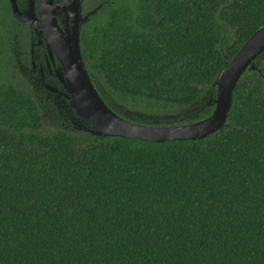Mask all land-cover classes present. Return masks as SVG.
I'll return each instance as SVG.
<instances>
[{
    "label": "trees",
    "instance_id": "trees-1",
    "mask_svg": "<svg viewBox=\"0 0 264 264\" xmlns=\"http://www.w3.org/2000/svg\"><path fill=\"white\" fill-rule=\"evenodd\" d=\"M82 5L99 94L152 126L210 116L221 72L264 25V0ZM8 13L0 0V264H264V52L215 133L97 136L21 70L31 28Z\"/></svg>",
    "mask_w": 264,
    "mask_h": 264
},
{
    "label": "water",
    "instance_id": "water-1",
    "mask_svg": "<svg viewBox=\"0 0 264 264\" xmlns=\"http://www.w3.org/2000/svg\"><path fill=\"white\" fill-rule=\"evenodd\" d=\"M14 4V0H13ZM38 15L32 9L30 23L36 34L45 38L47 54L59 62L53 85L59 90L65 107L71 108L73 121H85L89 131L97 136H119L135 140L165 142L204 138L226 125L233 104V91L254 60L264 52V25L241 47L225 66L217 81V97L212 114L193 123L152 126L132 122L111 109L99 94L82 57L80 36L82 22L81 0H38ZM50 90V91H51ZM60 99V97H57Z\"/></svg>",
    "mask_w": 264,
    "mask_h": 264
},
{
    "label": "flooded vegetation",
    "instance_id": "flooded-vegetation-1",
    "mask_svg": "<svg viewBox=\"0 0 264 264\" xmlns=\"http://www.w3.org/2000/svg\"><path fill=\"white\" fill-rule=\"evenodd\" d=\"M4 4L9 9L10 15V22L15 23V27L21 26L22 24H28L30 29V35L32 36L31 47H30V54H31V68L27 69L24 68L23 65L20 63V68L22 71H26L27 73L30 71L33 74V77L37 79L34 81L40 87L47 89L50 91L46 86L53 85L54 80L56 79L55 73L56 68L59 66V62L57 60L54 61L48 56L47 54V44L45 38L36 34L34 29L30 23V20L33 19L32 16V9H35V12L38 15L39 5L38 0H3ZM83 0H81L82 2ZM94 11H91L93 13ZM89 14L83 13V5H82V16L88 15V18L82 22L85 23L89 19ZM7 20L6 18H0V21ZM17 24V26H16ZM81 25V27H82ZM16 39V43L18 42L17 49L20 47V42L18 40L19 34H13ZM31 40V39H30ZM39 46V47H37ZM43 48V49H42ZM40 49L44 50L42 54H37L36 50L40 51ZM47 54V55H46ZM20 61V60H19ZM50 93L54 97H61L59 94L61 93L59 90L56 92L51 90ZM51 94H48L51 97Z\"/></svg>",
    "mask_w": 264,
    "mask_h": 264
},
{
    "label": "rangeland",
    "instance_id": "rangeland-1",
    "mask_svg": "<svg viewBox=\"0 0 264 264\" xmlns=\"http://www.w3.org/2000/svg\"><path fill=\"white\" fill-rule=\"evenodd\" d=\"M37 79H35V81H36ZM45 88V87H44ZM50 94V93H49ZM60 99H63V97H60ZM89 124H87V126H88Z\"/></svg>",
    "mask_w": 264,
    "mask_h": 264
}]
</instances>
